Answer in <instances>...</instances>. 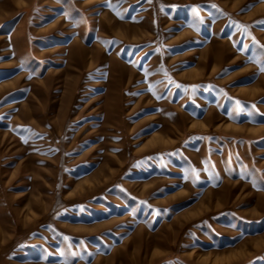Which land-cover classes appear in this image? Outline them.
I'll return each mask as SVG.
<instances>
[{"label":"rangeland","instance_id":"374dc122","mask_svg":"<svg viewBox=\"0 0 264 264\" xmlns=\"http://www.w3.org/2000/svg\"><path fill=\"white\" fill-rule=\"evenodd\" d=\"M0 264H264V0H0Z\"/></svg>","mask_w":264,"mask_h":264}]
</instances>
